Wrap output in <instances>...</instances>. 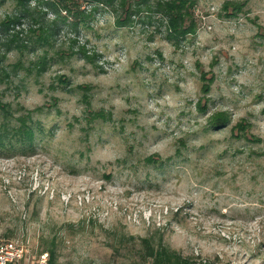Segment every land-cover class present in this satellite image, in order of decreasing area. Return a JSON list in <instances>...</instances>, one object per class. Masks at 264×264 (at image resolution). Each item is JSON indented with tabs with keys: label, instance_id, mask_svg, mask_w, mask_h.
<instances>
[{
	"label": "rangeland",
	"instance_id": "374dc122",
	"mask_svg": "<svg viewBox=\"0 0 264 264\" xmlns=\"http://www.w3.org/2000/svg\"><path fill=\"white\" fill-rule=\"evenodd\" d=\"M157 1L0 32V240L56 264H147L144 238L264 264V0H196L184 37Z\"/></svg>",
	"mask_w": 264,
	"mask_h": 264
},
{
	"label": "trees",
	"instance_id": "16d2710c",
	"mask_svg": "<svg viewBox=\"0 0 264 264\" xmlns=\"http://www.w3.org/2000/svg\"><path fill=\"white\" fill-rule=\"evenodd\" d=\"M7 0H0V3H5ZM15 1L17 14L1 22L0 32L9 31L10 26L16 27L21 25L24 19H29L33 23H39L40 40L48 41L47 32L50 31L49 26L43 25V16L46 11H50L58 17L61 13L63 23L74 31H78L79 27L90 23L96 13L102 8L115 9L120 7L126 13L129 11L127 0H13ZM147 0H145L146 2ZM196 0H158L155 4L156 11L159 12L166 21V31L172 37H184L192 33L193 25V10ZM85 6L87 8H85ZM54 23V22H53ZM22 125L24 121H21ZM15 132V138L22 141H32L34 139L33 130L28 128H18ZM12 137V136H11ZM6 138L0 136V141H5ZM143 244L145 259L147 264H221L218 262H200L197 263L190 258L183 257L179 252L172 250L158 242L154 244L150 239H141ZM44 252L50 255V261L56 264V250L54 244L51 247H45Z\"/></svg>",
	"mask_w": 264,
	"mask_h": 264
},
{
	"label": "built area",
	"instance_id": "2783aa9c",
	"mask_svg": "<svg viewBox=\"0 0 264 264\" xmlns=\"http://www.w3.org/2000/svg\"><path fill=\"white\" fill-rule=\"evenodd\" d=\"M0 264H55L48 252L29 255L26 248L16 240H0Z\"/></svg>",
	"mask_w": 264,
	"mask_h": 264
}]
</instances>
